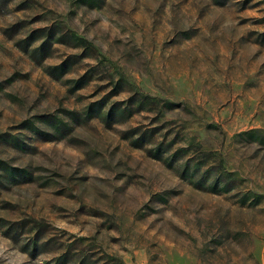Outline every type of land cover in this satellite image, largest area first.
<instances>
[{
    "label": "rangeland",
    "instance_id": "obj_1",
    "mask_svg": "<svg viewBox=\"0 0 264 264\" xmlns=\"http://www.w3.org/2000/svg\"><path fill=\"white\" fill-rule=\"evenodd\" d=\"M0 264H264V0H0Z\"/></svg>",
    "mask_w": 264,
    "mask_h": 264
},
{
    "label": "trees",
    "instance_id": "obj_2",
    "mask_svg": "<svg viewBox=\"0 0 264 264\" xmlns=\"http://www.w3.org/2000/svg\"><path fill=\"white\" fill-rule=\"evenodd\" d=\"M48 40H52V37L49 38ZM115 112H117V108L116 107L111 108L110 111L108 112V117H113V115L115 114Z\"/></svg>",
    "mask_w": 264,
    "mask_h": 264
}]
</instances>
